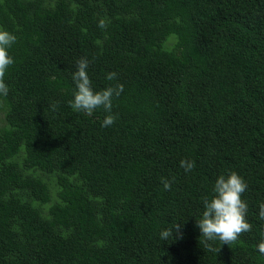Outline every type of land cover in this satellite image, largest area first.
<instances>
[{
    "label": "trees",
    "instance_id": "16d2710c",
    "mask_svg": "<svg viewBox=\"0 0 264 264\" xmlns=\"http://www.w3.org/2000/svg\"><path fill=\"white\" fill-rule=\"evenodd\" d=\"M0 28L17 37L0 264H264V0H0ZM81 57L94 90L123 85L109 127L103 108L69 104ZM228 171L248 185L252 229L212 252L196 220ZM175 223L182 238L162 240Z\"/></svg>",
    "mask_w": 264,
    "mask_h": 264
},
{
    "label": "clouds",
    "instance_id": "9594fccd",
    "mask_svg": "<svg viewBox=\"0 0 264 264\" xmlns=\"http://www.w3.org/2000/svg\"><path fill=\"white\" fill-rule=\"evenodd\" d=\"M98 27L106 28L107 23L104 19L99 21ZM17 37L12 32L0 28V103L7 97L9 88L5 83L4 77L8 68L13 65L14 58L9 54V49L16 42ZM89 61L81 57L76 61V71L72 74L75 84L73 99L69 102L74 111L84 112L91 115L94 110L103 108L108 113L103 121L102 127L111 126L116 116L112 114V99L118 97L123 91V85L117 83L109 85L101 90H94L92 81L88 75ZM117 78V73L109 72L106 79L113 81ZM52 109L55 110L56 104ZM180 166L185 172H191L195 164L190 160H181ZM174 180L161 178V183L165 190H171ZM247 183L235 171H228L221 174L215 180L210 197L202 198L203 211L201 218L196 220L201 236L204 238V247L212 252H219L220 248L214 247L215 241H220L223 245L235 243L241 234L251 231L252 225L247 221L248 204L242 199V194L247 190ZM259 218L264 220V202L259 205ZM181 223H175L171 228L164 229L160 233L162 240L169 237L182 238ZM258 251L264 254V239L258 246Z\"/></svg>",
    "mask_w": 264,
    "mask_h": 264
}]
</instances>
